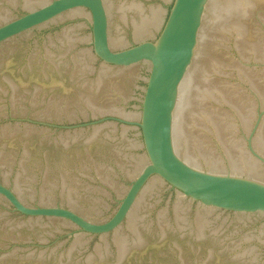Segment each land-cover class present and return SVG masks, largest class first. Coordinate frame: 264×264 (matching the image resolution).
<instances>
[{
  "label": "water",
  "instance_id": "obj_1",
  "mask_svg": "<svg viewBox=\"0 0 264 264\" xmlns=\"http://www.w3.org/2000/svg\"><path fill=\"white\" fill-rule=\"evenodd\" d=\"M0 264H264V0H0Z\"/></svg>",
  "mask_w": 264,
  "mask_h": 264
}]
</instances>
